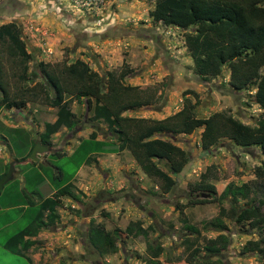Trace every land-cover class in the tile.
Returning <instances> with one entry per match:
<instances>
[{
	"label": "rangeland",
	"instance_id": "obj_1",
	"mask_svg": "<svg viewBox=\"0 0 264 264\" xmlns=\"http://www.w3.org/2000/svg\"><path fill=\"white\" fill-rule=\"evenodd\" d=\"M156 1L0 0V26L8 24L19 30L26 51L32 56L28 80L22 82L16 76L20 70L18 59L10 57L7 45L0 43L2 79L9 95L27 100L22 110L0 108V135L8 143L2 147L4 138L0 136V174L5 173V165L16 162L13 180L0 192V206L9 207L0 213V244L34 217L37 208L27 206L24 193L39 201L71 184L72 196L62 197L54 225L41 231L34 238L35 245L22 253L33 264H148L152 259L148 246L161 250L153 259L156 264H189L187 240L194 242L193 250L199 249L195 260L198 264L205 255L202 248L220 235L228 240L222 251V264L262 262L257 252L246 250L249 242L264 239V205L260 204L264 195L260 192L251 194L254 202L237 198L235 203L226 199L186 208L185 217L199 231L198 237L183 227L176 209L177 205L195 200L189 185L199 182L202 175L214 185L217 196L229 184L253 183L254 170L264 161L257 147L240 148L223 139L203 151L199 138L202 129L191 135L163 137L189 156L184 170L173 176L176 185L172 192L164 195L157 182L142 173L128 151L118 152L115 137L106 125L91 121L92 113L86 105L67 97L76 115V127H62L51 136L53 151L39 156L42 162L29 160L31 141L43 132L46 123L56 119V109L41 104L43 96L24 94L27 87L43 81L39 64L59 71L79 59L106 80L108 74L117 79L122 62H126L133 74L123 85L138 87L153 98L150 104L126 113L127 117L162 120L180 110L182 94L187 91L190 94L185 98L195 105L199 118L225 112L248 126H256L264 119V110L253 101L255 89L234 91L228 84L227 66L220 76L207 81L197 74L183 39L184 31L155 23L150 17ZM56 153L64 157L59 159ZM159 166L169 172L164 163ZM59 171L61 181L54 178ZM20 204L26 205L20 207L22 212L10 209ZM232 206L238 212L253 207L262 221L236 222L220 214ZM23 213L25 220L21 218ZM216 218L223 221L227 231L214 227ZM91 222L109 233L119 230L115 254L100 255L89 248L86 239ZM136 223L148 231L146 237L125 235L126 227L134 224L135 229ZM5 254L0 251V264H28L8 251Z\"/></svg>",
	"mask_w": 264,
	"mask_h": 264
},
{
	"label": "trees",
	"instance_id": "obj_2",
	"mask_svg": "<svg viewBox=\"0 0 264 264\" xmlns=\"http://www.w3.org/2000/svg\"><path fill=\"white\" fill-rule=\"evenodd\" d=\"M150 17L155 23L177 27L184 31L183 39L194 68L203 80L220 76L223 67L229 70L228 84L234 91H241L253 87L254 103L264 110V0H157ZM0 43L6 44L10 57L19 61V74L16 75L22 82H27L28 62L32 56L27 53L25 44L21 40L19 30L10 25L0 26ZM122 68L115 79L108 74L106 80L92 71L89 65L82 60H75L63 66L59 71L50 68L48 64H39V72L43 81L33 87H27L24 94L31 93L32 97L43 96L41 104L56 109V119L53 123H46L42 133L32 142L39 141L41 145L51 147V136L62 127L73 130L77 119L70 109L71 99L86 105L87 111L92 113L91 121L102 122L109 132L113 133L118 152L128 151L142 173L149 179L157 182L159 190L167 195L172 192L176 181L173 176L179 175L189 162L188 153L163 137L191 135L197 129L200 133V147L209 151L211 147L225 139L240 148L257 147L264 155V119L256 126H248L225 112H219L208 118H199L196 108L190 100L185 98L190 92H183L184 102L180 110L162 120H150L124 116L150 104L153 98L146 96L138 87L124 86L126 78L133 74V70L122 62ZM0 66V108L7 110L25 108L27 100L9 95L8 87L2 79ZM67 97L70 99L68 100ZM94 138V135H91ZM31 153V152H30ZM30 155V154H29ZM55 156L61 159L60 153ZM164 163L169 172L159 164ZM6 171L8 170V164ZM4 173V174H5ZM0 174V178L4 175ZM253 183L241 186L229 184L219 196L216 195L214 185L209 183L206 175L201 176L197 183L189 185V191L195 200H189L185 205H177L183 227L191 234L199 236V231L189 224L184 210L195 205L222 202L237 198L254 202L251 194L260 192L264 195V161L254 170ZM54 178L61 181L63 176L59 171ZM27 206L37 210L30 222L20 231L9 237L3 247L12 254L28 251L35 245L38 234L48 226L54 225L58 214L57 208L62 197L72 196L71 184L64 185L52 196L35 201L26 193ZM212 197L211 200L198 197ZM199 199V200H198ZM264 205V200L260 201ZM223 217L241 222L258 220L259 214L255 208H245L238 212L232 206L227 212L220 211ZM126 227L128 237H146L148 231L136 223ZM213 225L221 231H227L226 225L220 218L213 221ZM152 230L153 227H149ZM120 237L119 230L107 232L103 226L91 222L87 231V244L91 250L100 255L115 254ZM197 241V239L195 240ZM228 240L224 235L209 240L202 248L205 252L198 264H222V251L227 247ZM186 251L189 253L187 262L195 264L199 249H194V242L185 241ZM249 252H257L264 264V239L258 242H249ZM152 259L148 264H156L160 254L159 248L148 246ZM210 257H216L209 260ZM197 258V259H196ZM197 262V261H196Z\"/></svg>",
	"mask_w": 264,
	"mask_h": 264
},
{
	"label": "water",
	"instance_id": "obj_3",
	"mask_svg": "<svg viewBox=\"0 0 264 264\" xmlns=\"http://www.w3.org/2000/svg\"><path fill=\"white\" fill-rule=\"evenodd\" d=\"M50 153H52L51 147L43 146L39 141H35L29 155V160L32 162H39V156ZM15 164L16 162H10L7 172L0 178V192L7 183L13 180L15 173Z\"/></svg>",
	"mask_w": 264,
	"mask_h": 264
},
{
	"label": "crops",
	"instance_id": "obj_4",
	"mask_svg": "<svg viewBox=\"0 0 264 264\" xmlns=\"http://www.w3.org/2000/svg\"><path fill=\"white\" fill-rule=\"evenodd\" d=\"M54 122V121H53ZM52 122V123H53ZM1 123V122H0ZM3 125V124H2ZM7 127V126H6ZM1 136V135H0ZM1 137H3V136H1ZM4 138V137H3ZM4 144H6V145H8V143H7V140L4 138V142H3V145H2V147H5V145ZM39 161H43V159L41 158V159H39ZM5 163V162H4ZM37 166V165H36ZM21 206H26V205H23V204H20V205H16V206H12V208H10L11 210L13 209V210H21L20 209V207ZM9 207H1L0 206V213H3V212H7V209H8ZM20 212H22V211H20ZM19 214V213H18ZM23 215V216H22ZM21 215V218L23 219V220H25V213H23ZM20 229L18 230V231H20L23 227H19ZM17 231V232H18ZM16 232V233H17ZM15 234V233H14ZM13 235V234H12ZM11 235V236H12ZM10 236V237H11ZM8 239V238H7ZM7 239H5L1 244H0V251H1V253H2V255H6L5 253H6V250L4 249V247H3V245H4V243H5V241L7 240ZM23 253V252H22ZM22 253H20V254H13V255H15V256H17L18 258H20L21 260H24L26 263H28V264H33V262L32 261H30V260H28V258L27 257H25V256H22Z\"/></svg>",
	"mask_w": 264,
	"mask_h": 264
},
{
	"label": "flooded vegetation",
	"instance_id": "obj_5",
	"mask_svg": "<svg viewBox=\"0 0 264 264\" xmlns=\"http://www.w3.org/2000/svg\"><path fill=\"white\" fill-rule=\"evenodd\" d=\"M51 150H52V148H51ZM53 151V150H52Z\"/></svg>",
	"mask_w": 264,
	"mask_h": 264
}]
</instances>
